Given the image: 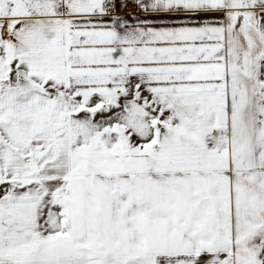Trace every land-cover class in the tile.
Masks as SVG:
<instances>
[{
    "label": "snow or ice",
    "instance_id": "snow-or-ice-1",
    "mask_svg": "<svg viewBox=\"0 0 264 264\" xmlns=\"http://www.w3.org/2000/svg\"><path fill=\"white\" fill-rule=\"evenodd\" d=\"M0 264H264V0H0Z\"/></svg>",
    "mask_w": 264,
    "mask_h": 264
}]
</instances>
